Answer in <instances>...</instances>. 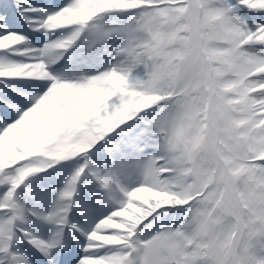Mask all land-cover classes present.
I'll use <instances>...</instances> for the list:
<instances>
[{
	"label": "snow or ice",
	"instance_id": "obj_1",
	"mask_svg": "<svg viewBox=\"0 0 264 264\" xmlns=\"http://www.w3.org/2000/svg\"><path fill=\"white\" fill-rule=\"evenodd\" d=\"M0 264H264V0H0Z\"/></svg>",
	"mask_w": 264,
	"mask_h": 264
}]
</instances>
